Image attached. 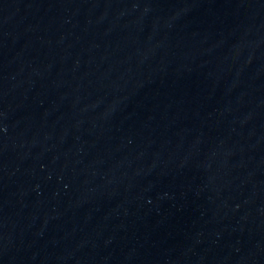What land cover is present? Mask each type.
I'll return each instance as SVG.
<instances>
[{
  "label": "water",
  "instance_id": "obj_1",
  "mask_svg": "<svg viewBox=\"0 0 264 264\" xmlns=\"http://www.w3.org/2000/svg\"><path fill=\"white\" fill-rule=\"evenodd\" d=\"M0 264H264V0H0Z\"/></svg>",
  "mask_w": 264,
  "mask_h": 264
}]
</instances>
